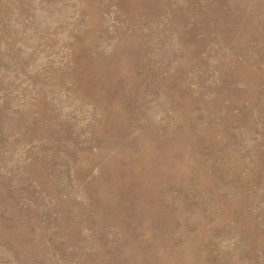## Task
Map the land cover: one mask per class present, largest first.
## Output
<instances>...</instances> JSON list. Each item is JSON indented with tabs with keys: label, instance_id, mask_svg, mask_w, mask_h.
<instances>
[{
	"label": "rangeland",
	"instance_id": "rangeland-1",
	"mask_svg": "<svg viewBox=\"0 0 264 264\" xmlns=\"http://www.w3.org/2000/svg\"><path fill=\"white\" fill-rule=\"evenodd\" d=\"M0 264H264V0H0Z\"/></svg>",
	"mask_w": 264,
	"mask_h": 264
}]
</instances>
